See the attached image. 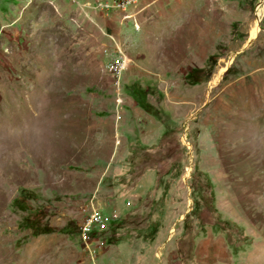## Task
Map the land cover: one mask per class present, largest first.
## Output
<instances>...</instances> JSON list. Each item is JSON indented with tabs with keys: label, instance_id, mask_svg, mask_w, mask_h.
Returning a JSON list of instances; mask_svg holds the SVG:
<instances>
[{
	"label": "rangeland",
	"instance_id": "rangeland-1",
	"mask_svg": "<svg viewBox=\"0 0 264 264\" xmlns=\"http://www.w3.org/2000/svg\"><path fill=\"white\" fill-rule=\"evenodd\" d=\"M0 264H264V0H0Z\"/></svg>",
	"mask_w": 264,
	"mask_h": 264
},
{
	"label": "trees",
	"instance_id": "trees-1",
	"mask_svg": "<svg viewBox=\"0 0 264 264\" xmlns=\"http://www.w3.org/2000/svg\"><path fill=\"white\" fill-rule=\"evenodd\" d=\"M212 66H214V60H213V57H209L207 59V67H208V70H210L212 68ZM203 70L202 69H195V70H192L190 71L189 73H187L184 77V80L185 82L188 84V85H191V86H195V85H198L201 81V77L200 76V73H202ZM203 79V78H202ZM131 98L134 100L136 106L138 109H140L143 113L151 116L152 118H155V112L152 111V108L149 104L146 103L145 101V96H144V93L140 90H137V89H132V92H131ZM156 119V118H155ZM206 192H209V185L206 184ZM29 198V194L27 191L25 190H19L17 196L14 198L12 204L14 207H16L18 210L20 211H24V203H25V200ZM205 205L207 207V209H209L210 211H212L211 209V199L209 196H206L205 197ZM214 219V225L215 226H218L219 228L222 229L221 226H228V223H225L223 221H220L217 217L213 216ZM27 220L24 219L23 222L21 223L22 225V228H25V229H32V227L30 225H28V223L26 222ZM50 233V230H46V229H34L33 228V232H32V236L35 237V236H38V235H45V234H48Z\"/></svg>",
	"mask_w": 264,
	"mask_h": 264
},
{
	"label": "built area",
	"instance_id": "built-area-1",
	"mask_svg": "<svg viewBox=\"0 0 264 264\" xmlns=\"http://www.w3.org/2000/svg\"><path fill=\"white\" fill-rule=\"evenodd\" d=\"M99 1V7L104 11H125L129 7L133 6L138 0H107V1ZM122 58H117L112 60L108 66L107 71L114 76H117L123 66ZM117 93V91H116ZM117 100V104H119V99ZM108 224V220L106 217L101 216L97 212H91L85 218H83L78 226L77 235L78 239L81 243L86 244L89 242L91 236L102 232L105 226Z\"/></svg>",
	"mask_w": 264,
	"mask_h": 264
}]
</instances>
